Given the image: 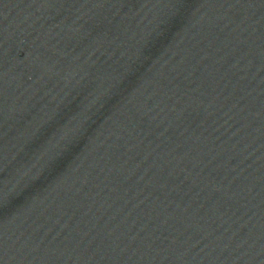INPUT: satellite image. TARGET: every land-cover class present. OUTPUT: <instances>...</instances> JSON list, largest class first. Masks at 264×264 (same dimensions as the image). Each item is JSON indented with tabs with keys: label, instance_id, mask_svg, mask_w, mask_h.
Instances as JSON below:
<instances>
[{
	"label": "water",
	"instance_id": "obj_1",
	"mask_svg": "<svg viewBox=\"0 0 264 264\" xmlns=\"http://www.w3.org/2000/svg\"><path fill=\"white\" fill-rule=\"evenodd\" d=\"M0 264H264V0H0Z\"/></svg>",
	"mask_w": 264,
	"mask_h": 264
},
{
	"label": "clouds",
	"instance_id": "obj_2",
	"mask_svg": "<svg viewBox=\"0 0 264 264\" xmlns=\"http://www.w3.org/2000/svg\"><path fill=\"white\" fill-rule=\"evenodd\" d=\"M64 137H61V139H63Z\"/></svg>",
	"mask_w": 264,
	"mask_h": 264
}]
</instances>
